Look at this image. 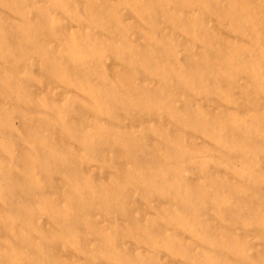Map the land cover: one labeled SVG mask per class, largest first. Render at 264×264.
<instances>
[{
  "label": "rangeland",
  "instance_id": "374dc122",
  "mask_svg": "<svg viewBox=\"0 0 264 264\" xmlns=\"http://www.w3.org/2000/svg\"><path fill=\"white\" fill-rule=\"evenodd\" d=\"M0 264H264V0H0Z\"/></svg>",
  "mask_w": 264,
  "mask_h": 264
}]
</instances>
